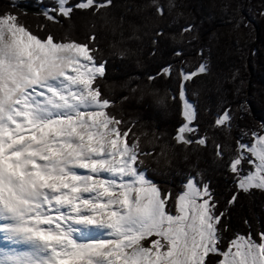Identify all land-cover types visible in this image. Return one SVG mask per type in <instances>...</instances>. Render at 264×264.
<instances>
[{"label": "snow or ice", "instance_id": "snow-or-ice-1", "mask_svg": "<svg viewBox=\"0 0 264 264\" xmlns=\"http://www.w3.org/2000/svg\"><path fill=\"white\" fill-rule=\"evenodd\" d=\"M151 3L164 14L159 0ZM110 6L53 0L38 14L59 23L76 10L95 15ZM95 40L40 37L15 14H0V264H209L213 255L216 264H264V228L221 247L225 212L208 182L185 175L174 197L148 175L141 157L152 153L130 142V129L108 111L113 101L98 83L107 61L97 59ZM163 72L170 76L171 66ZM208 72L207 63L179 69L177 144L207 146L186 88ZM231 120L225 108L214 126L230 130ZM215 149L235 178L228 205L240 193L264 191V132L238 140L227 158L222 145Z\"/></svg>", "mask_w": 264, "mask_h": 264}, {"label": "trees", "instance_id": "trees-1", "mask_svg": "<svg viewBox=\"0 0 264 264\" xmlns=\"http://www.w3.org/2000/svg\"><path fill=\"white\" fill-rule=\"evenodd\" d=\"M52 2L0 0V14H15L40 37L85 43L95 35V55L107 61L106 78L98 83L113 101L108 111L130 129V142L152 153L141 157L148 175L174 197L185 175L208 182L218 211L225 212L222 248L236 234L256 236L264 228V191L240 193L237 203L228 205L235 178L217 159L215 145L223 146L227 158L238 140L250 143L253 133L264 131V0H159L163 15L151 0H113L114 7L100 13L76 10L70 21L59 23L17 7H51ZM189 25L191 30L183 31ZM201 63L209 72L187 82L186 98L197 109L199 135L207 137V146H185L173 139L182 123L179 69L192 71ZM169 66L170 76L163 72ZM225 108L232 117L230 130L214 126ZM242 167L250 168L247 162ZM217 259L211 256L209 264Z\"/></svg>", "mask_w": 264, "mask_h": 264}, {"label": "water", "instance_id": "water-1", "mask_svg": "<svg viewBox=\"0 0 264 264\" xmlns=\"http://www.w3.org/2000/svg\"><path fill=\"white\" fill-rule=\"evenodd\" d=\"M20 10H22L23 12L25 13H34V14H38L42 11V9L44 8H39V7H33V6H25V5H22V4H19L17 6ZM38 15H42V14H38Z\"/></svg>", "mask_w": 264, "mask_h": 264}, {"label": "rangeland", "instance_id": "rangeland-1", "mask_svg": "<svg viewBox=\"0 0 264 264\" xmlns=\"http://www.w3.org/2000/svg\"><path fill=\"white\" fill-rule=\"evenodd\" d=\"M14 1L17 3V2H20V1H22V0H14ZM25 1H27V0H25ZM43 1H44V0H39V2H43ZM190 102H191V101H190ZM191 103H193V102H191ZM193 104H194V103H193ZM263 132H264V131H263ZM249 166H250V165H249ZM248 170H249V169H248ZM248 170H247V171H248ZM247 171H246V172H247ZM246 172H245V173H246ZM145 243H146V242H145ZM4 246H5V247H11L10 245H4Z\"/></svg>", "mask_w": 264, "mask_h": 264}]
</instances>
